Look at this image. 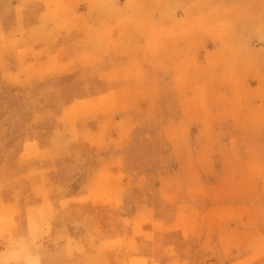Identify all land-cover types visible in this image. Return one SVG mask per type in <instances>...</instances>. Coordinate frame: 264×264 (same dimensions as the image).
<instances>
[{
  "label": "rangeland",
  "instance_id": "1",
  "mask_svg": "<svg viewBox=\"0 0 264 264\" xmlns=\"http://www.w3.org/2000/svg\"><path fill=\"white\" fill-rule=\"evenodd\" d=\"M0 264H264V0H0Z\"/></svg>",
  "mask_w": 264,
  "mask_h": 264
},
{
  "label": "bare ground",
  "instance_id": "2",
  "mask_svg": "<svg viewBox=\"0 0 264 264\" xmlns=\"http://www.w3.org/2000/svg\"><path fill=\"white\" fill-rule=\"evenodd\" d=\"M39 261V260H38Z\"/></svg>",
  "mask_w": 264,
  "mask_h": 264
}]
</instances>
